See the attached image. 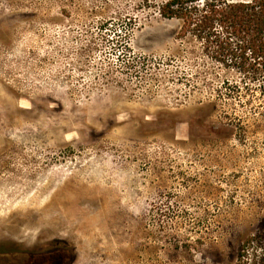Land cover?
Wrapping results in <instances>:
<instances>
[{
    "label": "rangeland",
    "instance_id": "rangeland-1",
    "mask_svg": "<svg viewBox=\"0 0 264 264\" xmlns=\"http://www.w3.org/2000/svg\"><path fill=\"white\" fill-rule=\"evenodd\" d=\"M170 1L0 0V264H235L264 231V60Z\"/></svg>",
    "mask_w": 264,
    "mask_h": 264
},
{
    "label": "trees",
    "instance_id": "trees-1",
    "mask_svg": "<svg viewBox=\"0 0 264 264\" xmlns=\"http://www.w3.org/2000/svg\"><path fill=\"white\" fill-rule=\"evenodd\" d=\"M166 7L182 22V33L223 51L233 45L242 50V55L231 54L226 61L252 60L258 68L259 58L264 60V0H172ZM221 52L216 51L220 57ZM256 71L263 75L262 69ZM235 264H264V231L241 241Z\"/></svg>",
    "mask_w": 264,
    "mask_h": 264
},
{
    "label": "flooded vegetation",
    "instance_id": "flooded-vegetation-1",
    "mask_svg": "<svg viewBox=\"0 0 264 264\" xmlns=\"http://www.w3.org/2000/svg\"><path fill=\"white\" fill-rule=\"evenodd\" d=\"M13 264H27L25 263V259L22 256H18L13 260Z\"/></svg>",
    "mask_w": 264,
    "mask_h": 264
}]
</instances>
